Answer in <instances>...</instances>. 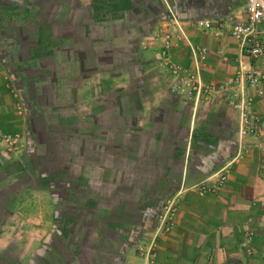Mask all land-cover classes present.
I'll use <instances>...</instances> for the list:
<instances>
[{"label":"crops","instance_id":"crops-1","mask_svg":"<svg viewBox=\"0 0 264 264\" xmlns=\"http://www.w3.org/2000/svg\"><path fill=\"white\" fill-rule=\"evenodd\" d=\"M128 1L113 17L95 0H0V132L24 140L19 155L0 148V264H147L141 249L170 194L179 203L156 264H264V152L240 142L228 91L174 94L154 35L168 9L233 22L242 0H155L153 13L154 0ZM185 32L207 48L203 83L248 61L227 34ZM170 58L193 68L185 43ZM249 62L264 68V52ZM251 110L264 126V97ZM222 169L217 193L190 187Z\"/></svg>","mask_w":264,"mask_h":264},{"label":"built area","instance_id":"built-area-1","mask_svg":"<svg viewBox=\"0 0 264 264\" xmlns=\"http://www.w3.org/2000/svg\"><path fill=\"white\" fill-rule=\"evenodd\" d=\"M238 9L242 19L233 22H226L224 19L212 20L206 17L181 20L168 9L167 19L156 28L154 35L159 41L157 50L159 62L170 76V88L174 94L183 98H199L220 91H228L230 105L238 113L240 131L243 133L240 142L254 145L259 152L264 151V126L261 117L251 110V104L255 98L264 97V68L255 67L249 61L258 59L264 52L261 39V35L264 34V0H242ZM186 26L199 32H210L216 38L227 34L238 43L240 54L248 61L240 65L228 79L203 83L200 79L199 68L206 59L207 48L189 41L185 32ZM180 43H185L189 47L193 64L191 69L170 58V50ZM6 80V87L15 98V110L17 113H22L23 106L18 90L11 82L12 80L9 78ZM247 89L251 90V93H247ZM23 143V135L19 132H0V148L8 154L14 156L21 154ZM225 177L226 170L222 169L190 187L198 194L214 193L224 182ZM178 198L179 195L171 194L160 208L153 239L157 233L171 228ZM142 250L146 263L152 264L154 254L150 248L142 247Z\"/></svg>","mask_w":264,"mask_h":264},{"label":"rangeland","instance_id":"rangeland-1","mask_svg":"<svg viewBox=\"0 0 264 264\" xmlns=\"http://www.w3.org/2000/svg\"><path fill=\"white\" fill-rule=\"evenodd\" d=\"M162 11L158 6H157V3L156 1L154 0L153 3H151L148 7V12L149 13H153L155 11ZM244 149H247L246 147H244ZM246 151V150H245ZM244 151V152H245ZM260 153L264 152V151H259ZM226 178V177H225ZM264 183V182H263ZM223 183L218 186L216 192L214 193H217V191L222 187ZM214 193H211V194H214ZM171 196L168 195V196H165L161 199L160 203H159V208H158V211H157V214L155 215V220H154V224H153V228L150 232V235H149V239L147 241L146 244H143V247H146V248H150V251L154 254L153 256V263L152 264H156V248H157V242H158V239L160 237H162L163 235L167 234L168 232H170L174 226V222H175V213H176V210H177V207H178V201L175 203V212L172 216V221H173V224L171 226V228H169L168 230L166 231H163V232H159L155 235L154 239H153V235H154V231H155V226H156V221H157V216L159 214V211H160V208L162 207V205L165 203V200H167L169 197ZM179 199V198H178ZM243 229H242V241H241V245L243 247V250L245 252V254L249 255L252 253V248H251V239L253 237V231L252 229L250 228L249 224H248V220H245L243 221Z\"/></svg>","mask_w":264,"mask_h":264},{"label":"trees","instance_id":"trees-1","mask_svg":"<svg viewBox=\"0 0 264 264\" xmlns=\"http://www.w3.org/2000/svg\"><path fill=\"white\" fill-rule=\"evenodd\" d=\"M96 4H98V6ZM97 7L101 13H103L102 9H105V11L110 12L113 17H118L121 15L118 12L130 9L131 5L128 0H95L94 10ZM96 15L95 13V16Z\"/></svg>","mask_w":264,"mask_h":264}]
</instances>
